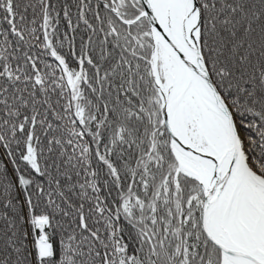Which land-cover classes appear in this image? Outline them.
I'll use <instances>...</instances> for the list:
<instances>
[{"label":"snow or ice","instance_id":"snow-or-ice-1","mask_svg":"<svg viewBox=\"0 0 264 264\" xmlns=\"http://www.w3.org/2000/svg\"><path fill=\"white\" fill-rule=\"evenodd\" d=\"M0 264H264V0H0Z\"/></svg>","mask_w":264,"mask_h":264}]
</instances>
